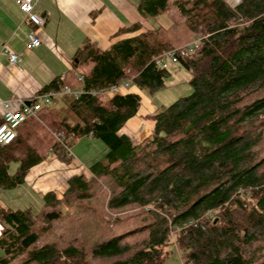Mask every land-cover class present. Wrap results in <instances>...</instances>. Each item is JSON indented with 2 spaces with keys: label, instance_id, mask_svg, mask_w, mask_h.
<instances>
[{
  "label": "trees",
  "instance_id": "trees-1",
  "mask_svg": "<svg viewBox=\"0 0 264 264\" xmlns=\"http://www.w3.org/2000/svg\"><path fill=\"white\" fill-rule=\"evenodd\" d=\"M139 11L144 22L126 31H143L107 50L85 43L43 88L78 96L55 97L0 147L6 191L51 156L69 164L76 140L106 146L91 175L37 208L0 201V264H169L174 242L185 264H264V0H141ZM168 50L192 93L156 108L136 142L122 129L140 95L107 90L132 80L154 94L171 75L155 62Z\"/></svg>",
  "mask_w": 264,
  "mask_h": 264
},
{
  "label": "crops",
  "instance_id": "crops-1",
  "mask_svg": "<svg viewBox=\"0 0 264 264\" xmlns=\"http://www.w3.org/2000/svg\"><path fill=\"white\" fill-rule=\"evenodd\" d=\"M140 2L40 0L36 10L45 16L46 21L43 26L37 27L18 8L15 0H0V101H11L15 105L18 101L29 102L54 79L69 75L77 50L87 42L107 50L117 40L143 31H126L132 24L144 22L139 11ZM32 29L39 33L42 44L35 49H27L26 35ZM5 44L22 54L21 63L12 64L7 55L1 53ZM125 91L121 87L118 93H129ZM3 112L0 104V123ZM140 116L139 109L122 129L136 142L142 141L153 128V123ZM80 159L79 155L76 156L78 162ZM13 164L16 169L18 164ZM74 174L67 163L51 156L30 169L24 184L12 190H0V201L6 195L13 198L19 195L40 203L44 193L52 190L61 193L66 190L68 180ZM11 196L9 198L13 199Z\"/></svg>",
  "mask_w": 264,
  "mask_h": 264
},
{
  "label": "rangeland",
  "instance_id": "rangeland-1",
  "mask_svg": "<svg viewBox=\"0 0 264 264\" xmlns=\"http://www.w3.org/2000/svg\"><path fill=\"white\" fill-rule=\"evenodd\" d=\"M230 5L236 6L240 0H226ZM163 22H167L165 19H161ZM171 72V75L165 79V85L163 88L159 89L154 94L149 93L146 89L141 88L132 80H128L124 82L121 87L125 88V92H136L141 97V116L140 118H144L145 121L151 122L154 124V111L156 108H162L168 106L181 96H186L192 93V87L190 85V78L191 73L186 68L182 67L178 63H171L168 67ZM55 105V104H54ZM53 105V106H54ZM73 121L75 117H72ZM105 144L95 138H82L76 140L72 143L70 152L74 159L68 164L70 169L74 171L75 174H85L91 175L89 167H85L81 163L89 166L93 161L101 158L103 152L105 151ZM80 156L79 162L76 160V156ZM14 164L11 165V172L15 170ZM74 174V175H75ZM13 195V194H12ZM11 195H6L2 202L5 205H9L12 208H26V207H33L37 208L40 203L35 202L34 200L27 199L25 197H18L17 195L15 198L10 199ZM173 236V234H172ZM173 241H175L173 236ZM173 248L177 251L169 260V264H182V260L178 259V255L181 254L176 242L173 243ZM178 254V255H177Z\"/></svg>",
  "mask_w": 264,
  "mask_h": 264
},
{
  "label": "built area",
  "instance_id": "built-area-1",
  "mask_svg": "<svg viewBox=\"0 0 264 264\" xmlns=\"http://www.w3.org/2000/svg\"><path fill=\"white\" fill-rule=\"evenodd\" d=\"M39 1L40 0H15L18 8L26 15L29 21L37 27L43 26L46 21L45 16L36 10ZM198 42L199 39H196L189 43L186 50H183L181 53L187 54L192 51L193 48L198 45ZM41 44L42 39L39 33L34 29L30 30L26 35V48L35 49L41 46ZM1 53L6 54L12 64L16 65L22 62V54L13 51L6 44L2 46ZM178 61V50H168L155 57L156 64L163 68H168L171 63H178ZM120 88L121 85L114 86L107 90V92L118 93ZM66 93H73L76 96L80 94L77 91H72L70 88L65 87L59 91L39 92L33 96L29 103L26 101H18L19 103L15 105L11 101H0L4 109L3 120L0 123V147L10 144L18 136L20 125L28 117L36 115L38 111L44 107L54 105V98ZM209 215L212 216L213 213L209 212Z\"/></svg>",
  "mask_w": 264,
  "mask_h": 264
},
{
  "label": "water",
  "instance_id": "water-1",
  "mask_svg": "<svg viewBox=\"0 0 264 264\" xmlns=\"http://www.w3.org/2000/svg\"><path fill=\"white\" fill-rule=\"evenodd\" d=\"M29 103V102H28Z\"/></svg>",
  "mask_w": 264,
  "mask_h": 264
}]
</instances>
